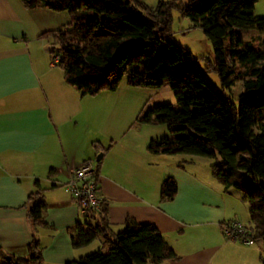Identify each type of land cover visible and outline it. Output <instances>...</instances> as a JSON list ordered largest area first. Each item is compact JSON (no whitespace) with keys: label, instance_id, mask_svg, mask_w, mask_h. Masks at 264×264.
Returning <instances> with one entry per match:
<instances>
[{"label":"trees","instance_id":"obj_1","mask_svg":"<svg viewBox=\"0 0 264 264\" xmlns=\"http://www.w3.org/2000/svg\"><path fill=\"white\" fill-rule=\"evenodd\" d=\"M25 10L43 9L67 14L62 30L46 31L37 40L48 45L52 64L65 85L81 97L112 92L123 76L135 88L171 90L176 108L155 105L136 121L163 124L167 136L152 139L145 151L153 156L207 158L210 176L222 187L241 194L251 224V242L264 247V18H254L256 0H156L154 7L141 0H19ZM188 19L193 28L209 38L215 54L205 58L171 42V13ZM254 30L258 36L243 43L240 32ZM54 48L58 54L54 56ZM206 61L205 73H214L220 89H214L198 62ZM244 69L238 107L225 94L233 86V66ZM110 142L102 153L111 148ZM95 162V173L99 167ZM97 176V174H96ZM36 184V182H35ZM176 184L166 178L159 187V201H171ZM40 193L29 194L26 218L33 229L44 228L45 204ZM103 217L86 215L92 222L77 225L70 245L84 248L96 239L107 247L64 264H161L178 257L151 224L129 218L122 230L112 234ZM24 257H14L0 247L4 264H43L41 248L31 238ZM264 264V252L259 257Z\"/></svg>","mask_w":264,"mask_h":264},{"label":"crops","instance_id":"obj_2","mask_svg":"<svg viewBox=\"0 0 264 264\" xmlns=\"http://www.w3.org/2000/svg\"><path fill=\"white\" fill-rule=\"evenodd\" d=\"M53 18L43 9L25 10L19 0H0L1 249L24 257L33 238L43 264L88 255L87 246L70 245L76 226L91 221L76 207L66 183L82 161H90L91 144L102 153L111 142L96 171L97 196L110 232H120L126 218L151 224L178 257L161 264H214L228 245L221 227L234 221L226 214L227 192L203 177L206 168H197L191 159L177 164L169 156L148 155L145 148L152 136L131 133L120 119L105 130L99 125L90 138L89 126L102 113L95 104L97 95L81 97L65 85L48 61V48L37 40L42 32L62 27L63 17L60 24ZM166 178L175 182L176 193L171 201L160 202L159 187ZM36 191L46 206V226L39 229L26 218L31 205L27 197ZM202 228L211 229L213 238L186 240L185 231ZM193 243L202 246L195 250Z\"/></svg>","mask_w":264,"mask_h":264},{"label":"rangeland","instance_id":"obj_3","mask_svg":"<svg viewBox=\"0 0 264 264\" xmlns=\"http://www.w3.org/2000/svg\"><path fill=\"white\" fill-rule=\"evenodd\" d=\"M144 4L150 7L156 5V0H141ZM186 4V0H183L181 5ZM47 15H51L56 19L58 23L62 21V27H58L62 30L66 23L68 22L67 14L62 13H52L45 10ZM252 15L254 18H264V0H256L253 6ZM172 23H171V42L173 45L188 50L194 58H205L212 64L215 61V54L212 49L211 42L209 38L203 33L202 30L193 28L188 19L181 18L178 13L174 10L171 13ZM58 26V25H57ZM60 26V25H59ZM57 30V29H56ZM54 30V31H56ZM258 36L254 30H243L240 32V38L243 43L248 42L250 39ZM44 48H48V45L43 41ZM46 48V49H47ZM58 54V49L54 48V56ZM48 60V59H47ZM48 61H51L50 58ZM206 61H199L198 65L206 77L207 81L211 86L219 90L221 85L214 73H205L204 67L206 66ZM234 82L233 86L225 90V94L232 101L234 106L238 107L237 96L241 90V80H243L244 69L234 64ZM127 76H123L119 81L117 88L112 91H103L97 94L95 102L96 107L100 110L102 109L101 116L97 123H91L89 126V136L93 138L95 136V131L99 125H103V128L115 125L119 120L121 125H126L131 130V133L147 134L151 135L153 139H160L166 137L167 131L163 124H152L144 125L140 124L136 120L142 116L147 109L152 108L155 105L168 104L176 108L175 101L171 90L168 88L167 84L164 82L159 88H135L130 87L126 83ZM95 101V100H94ZM125 127V128H126ZM94 147V148H93ZM99 155V152L95 149V145H90V155L89 160L94 165L95 158ZM167 157V156H164ZM188 157L178 155L169 156L166 159H171L177 164H181V161ZM189 159V158H188ZM195 163V166L199 169L205 170L201 171L202 176L207 175V180L214 183L218 187H221L213 178L210 176L208 166L214 161L207 158H191ZM185 164V163H184ZM224 200L227 204L226 214L231 216L229 220H234L230 223H236L242 228L249 229L251 226L248 218V210L246 204L241 200V194L229 190L224 193ZM209 228H202L199 231H185L184 235L186 240H191L192 238H198L199 240L213 238ZM220 235V234H219ZM221 237V235H220ZM224 241L228 243L225 250L221 252L219 259L215 260L214 264H260L259 257L264 252V247L261 241L252 242L250 245H245L235 240H228L224 237ZM201 242V241H200ZM230 243V244H229ZM234 245V246H233ZM202 244L198 243L192 244V247L200 249ZM88 254L96 251L105 253L107 247L103 245L102 240L96 239L92 241L88 246ZM189 247V246H188ZM219 257V256H218ZM227 257V258H226Z\"/></svg>","mask_w":264,"mask_h":264},{"label":"built area","instance_id":"obj_4","mask_svg":"<svg viewBox=\"0 0 264 264\" xmlns=\"http://www.w3.org/2000/svg\"><path fill=\"white\" fill-rule=\"evenodd\" d=\"M76 207L84 215L103 217L101 201L97 196L95 167L90 161H82L70 174L66 183ZM222 234L229 240L250 245L247 230L236 223L224 224Z\"/></svg>","mask_w":264,"mask_h":264},{"label":"water","instance_id":"obj_5","mask_svg":"<svg viewBox=\"0 0 264 264\" xmlns=\"http://www.w3.org/2000/svg\"><path fill=\"white\" fill-rule=\"evenodd\" d=\"M102 153H99V155L95 158V162H98L101 158Z\"/></svg>","mask_w":264,"mask_h":264}]
</instances>
